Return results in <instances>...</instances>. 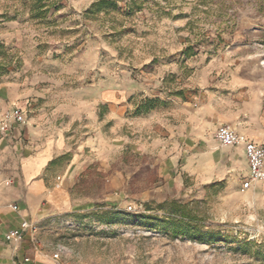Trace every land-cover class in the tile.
I'll list each match as a JSON object with an SVG mask.
<instances>
[{
  "label": "rangeland",
  "instance_id": "374dc122",
  "mask_svg": "<svg viewBox=\"0 0 264 264\" xmlns=\"http://www.w3.org/2000/svg\"><path fill=\"white\" fill-rule=\"evenodd\" d=\"M41 5L0 0V158L38 127L68 152L69 207L28 240L65 264H264V182L241 191L214 139L264 143V0Z\"/></svg>",
  "mask_w": 264,
  "mask_h": 264
},
{
  "label": "crops",
  "instance_id": "0c3cea01",
  "mask_svg": "<svg viewBox=\"0 0 264 264\" xmlns=\"http://www.w3.org/2000/svg\"><path fill=\"white\" fill-rule=\"evenodd\" d=\"M41 131L40 127L29 131L32 150L28 149L19 158L9 155H6L9 159L0 158V264H55L51 254L39 250L26 236L21 243L7 242L4 238L24 220L34 222L50 211L69 207L66 181L64 179L63 184L57 186L53 172V167L67 156L66 143L57 135L43 138ZM233 149L241 153L242 159L231 161L229 173L235 174L243 168L247 176L248 166L242 150ZM198 158L197 154L191 155L186 167L193 161L196 163ZM77 160L78 155L68 168L71 169ZM12 205L17 206L16 212L12 211Z\"/></svg>",
  "mask_w": 264,
  "mask_h": 264
},
{
  "label": "built area",
  "instance_id": "2783aa9c",
  "mask_svg": "<svg viewBox=\"0 0 264 264\" xmlns=\"http://www.w3.org/2000/svg\"><path fill=\"white\" fill-rule=\"evenodd\" d=\"M14 120L23 122L22 116L16 112ZM214 139L220 146L225 148H240L246 158L249 174L243 182L241 191H246L256 183L264 179V143L253 142L246 139L237 130L229 125H221L214 133ZM11 209L17 211V206L12 205ZM34 233L33 224L29 221H22L17 229L8 231L4 238L7 242L21 243L25 235ZM55 264H65L60 260L59 254L52 255ZM27 261V260H26Z\"/></svg>",
  "mask_w": 264,
  "mask_h": 264
},
{
  "label": "trees",
  "instance_id": "16d2710c",
  "mask_svg": "<svg viewBox=\"0 0 264 264\" xmlns=\"http://www.w3.org/2000/svg\"><path fill=\"white\" fill-rule=\"evenodd\" d=\"M33 1V7H32V10H37L38 9V13L39 14H42V12H43V6L41 5V1L42 0H32ZM102 4H103V1H99V2H97V3H94L93 5H92V8H95V9H97V8H99L100 6H102ZM175 96H182L181 95V91H179V92H177V93H175Z\"/></svg>",
  "mask_w": 264,
  "mask_h": 264
},
{
  "label": "bare ground",
  "instance_id": "6f19581e",
  "mask_svg": "<svg viewBox=\"0 0 264 264\" xmlns=\"http://www.w3.org/2000/svg\"><path fill=\"white\" fill-rule=\"evenodd\" d=\"M248 174H249V171H248ZM248 176V175H247ZM262 182H264V179L260 182V183H262ZM257 184V183H256Z\"/></svg>",
  "mask_w": 264,
  "mask_h": 264
}]
</instances>
